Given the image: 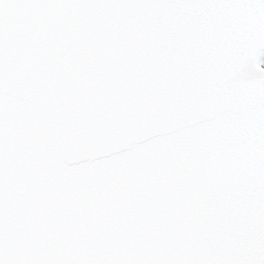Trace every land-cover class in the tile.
<instances>
[{"label": "snow or ice", "instance_id": "1", "mask_svg": "<svg viewBox=\"0 0 264 264\" xmlns=\"http://www.w3.org/2000/svg\"><path fill=\"white\" fill-rule=\"evenodd\" d=\"M0 264H264V0H0Z\"/></svg>", "mask_w": 264, "mask_h": 264}]
</instances>
